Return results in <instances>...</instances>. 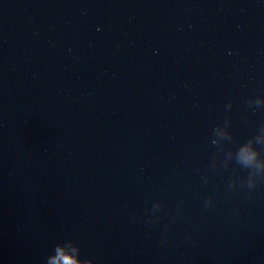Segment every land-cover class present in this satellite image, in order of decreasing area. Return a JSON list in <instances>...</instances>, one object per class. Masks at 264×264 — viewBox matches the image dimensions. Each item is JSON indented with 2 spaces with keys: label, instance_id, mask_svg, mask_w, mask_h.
<instances>
[{
  "label": "water",
  "instance_id": "obj_1",
  "mask_svg": "<svg viewBox=\"0 0 264 264\" xmlns=\"http://www.w3.org/2000/svg\"><path fill=\"white\" fill-rule=\"evenodd\" d=\"M59 246L264 264V0H0V264Z\"/></svg>",
  "mask_w": 264,
  "mask_h": 264
},
{
  "label": "clouds",
  "instance_id": "obj_2",
  "mask_svg": "<svg viewBox=\"0 0 264 264\" xmlns=\"http://www.w3.org/2000/svg\"><path fill=\"white\" fill-rule=\"evenodd\" d=\"M247 156L246 162H252L258 158L259 153L253 149L251 146L246 148ZM72 254L68 252L67 248L64 246H59L57 248L56 256H60L62 259L61 261L56 260V256L50 258L49 264H94L93 261H79L77 258L73 257L72 259H64L65 257H69Z\"/></svg>",
  "mask_w": 264,
  "mask_h": 264
}]
</instances>
